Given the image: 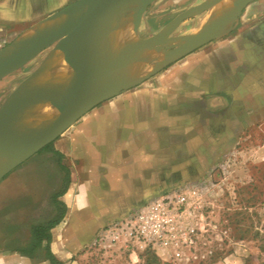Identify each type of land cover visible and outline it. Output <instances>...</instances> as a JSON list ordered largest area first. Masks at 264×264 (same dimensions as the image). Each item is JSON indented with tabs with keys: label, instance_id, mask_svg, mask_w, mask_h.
<instances>
[{
	"label": "crops",
	"instance_id": "obj_1",
	"mask_svg": "<svg viewBox=\"0 0 264 264\" xmlns=\"http://www.w3.org/2000/svg\"><path fill=\"white\" fill-rule=\"evenodd\" d=\"M22 2L0 4V64L5 54L33 42L23 37L42 23L38 0H26L30 6L21 8ZM106 21L105 27L113 23L94 30L86 45L92 54L103 45L101 51L115 55V72H121L122 80H103L100 88L115 94L85 113L49 149L68 178L53 193L62 189L57 201L65 213L50 230L49 245L63 264H90L103 228L162 192L201 181L209 166L236 148L252 118H264V0H181L165 23L156 27L143 16L137 30L132 11ZM49 55L45 50L0 80L2 86L39 59L4 102L28 81L38 87L36 79ZM95 67L102 76L105 64ZM122 72L128 74L126 80ZM31 169L27 166L19 174L27 190L17 214L11 215L13 221L18 215L28 229L57 214L53 206L52 216L44 219L48 212L42 208L44 184L55 179ZM58 173L53 174L58 178ZM1 243L0 264H55L45 255L46 241L32 255L7 247L9 241ZM120 248L113 251L137 260Z\"/></svg>",
	"mask_w": 264,
	"mask_h": 264
},
{
	"label": "rangeland",
	"instance_id": "obj_2",
	"mask_svg": "<svg viewBox=\"0 0 264 264\" xmlns=\"http://www.w3.org/2000/svg\"><path fill=\"white\" fill-rule=\"evenodd\" d=\"M75 1L38 0V8L43 9L41 21ZM4 2L9 4V0H0V4ZM25 2L21 8L25 7ZM180 4L181 0H157L148 7L144 18L157 27L165 23ZM29 6L28 3L26 7ZM7 39L10 37H2L4 41ZM38 61L28 63L0 86V107ZM252 123L236 148L225 151L217 163L209 166L205 177L194 183L205 198L207 226L198 241L194 258L181 264H264V118L260 122L252 118ZM58 159L52 151H40L23 163V167L18 166L0 180V242L9 241L7 247H23L31 240V229L23 226L25 223L18 215L15 221L11 218L12 212L19 210L23 201L21 197L27 190L19 174L28 166L32 168L30 173L41 170L50 175V179H55L52 183H45L43 189L42 208L48 212L44 219H49L52 207L56 206L53 193L65 179V171L59 169ZM58 171L57 178L53 173ZM28 179L29 186L31 179ZM31 201L29 199V203ZM89 261L90 264H172L146 252L141 253L138 260H131L124 253L96 244L91 249Z\"/></svg>",
	"mask_w": 264,
	"mask_h": 264
},
{
	"label": "water",
	"instance_id": "obj_3",
	"mask_svg": "<svg viewBox=\"0 0 264 264\" xmlns=\"http://www.w3.org/2000/svg\"><path fill=\"white\" fill-rule=\"evenodd\" d=\"M155 1L157 0H77L41 23L54 22L78 12L79 18L70 27H57L43 38L25 43L4 55L5 61L0 64V80L38 54L50 50V54L55 55L59 64L67 71L68 85L55 104L49 123L36 137L20 143H0V180L51 144L85 113L115 94L107 87L100 88V84L112 82L108 78L113 67L115 66V71L118 64L115 55L110 51L99 50L92 54L93 50L87 47L86 41L94 30L111 25L112 21L105 27L106 20L123 12L134 13V26L137 30L146 10ZM101 61L106 68L102 76H99V69H96L95 64L99 65ZM38 88L26 82L1 105L0 129L20 114L49 102L43 93L38 92Z\"/></svg>",
	"mask_w": 264,
	"mask_h": 264
},
{
	"label": "built area",
	"instance_id": "obj_4",
	"mask_svg": "<svg viewBox=\"0 0 264 264\" xmlns=\"http://www.w3.org/2000/svg\"><path fill=\"white\" fill-rule=\"evenodd\" d=\"M206 207L197 184L175 187L103 228L96 245L106 249L121 246L137 260L139 253L149 249L167 263L189 262L207 226Z\"/></svg>",
	"mask_w": 264,
	"mask_h": 264
},
{
	"label": "bare ground",
	"instance_id": "obj_5",
	"mask_svg": "<svg viewBox=\"0 0 264 264\" xmlns=\"http://www.w3.org/2000/svg\"><path fill=\"white\" fill-rule=\"evenodd\" d=\"M231 1V0H230ZM236 1V0H233ZM221 2V1H220ZM232 3V2H231ZM234 3V2H233ZM225 4V3H224ZM231 5V4H230ZM216 6V5H215ZM214 6V7H215ZM214 9V8H213ZM217 14V13H216ZM224 14V13H223ZM215 15V14H214ZM213 15V16H214ZM123 16V15H122ZM121 16V17H122ZM126 16V15H125ZM222 16V15H219ZM217 16V17H219ZM117 17V16H116ZM120 17V18H121ZM131 17V16H130ZM215 17V18H217ZM79 18V13L78 12H74L71 14H68L62 18L57 19L54 22H49V23H45V24H41V25H37L31 33H29V35L26 34V39H31L33 38L35 39H41L44 36H46L47 34H49L50 32H52L54 29H56L57 27H70L77 19ZM118 19V18H117ZM116 19V20H117ZM211 19V18H210ZM214 19V18H213ZM123 20V19H121ZM115 22V20H113ZM112 21V23H113ZM119 21V20H118ZM125 21V20H124ZM127 21V20H126ZM118 24V22H116ZM123 23V21H122ZM115 25V24H114ZM117 26V25H116ZM115 26V27H116ZM121 26V25H120ZM124 26V25H123ZM122 27V26H121ZM112 29V28H111ZM114 30H116L115 28H113ZM123 31V30H122ZM125 31V30H124ZM110 34V33H109ZM108 34V37H109ZM116 34V33H115ZM120 35V34H118ZM131 35V34H130ZM25 36V35H24ZM107 36V35H106ZM105 36V37H106ZM112 36V34H111ZM110 36V37H111ZM109 37V39H110ZM130 37V36H129ZM107 38V37H106ZM112 38V37H111ZM118 38V37H117ZM133 37L131 36V39ZM114 39V38H113ZM130 39V40H131ZM20 40V39H19ZM107 42L109 41L108 39H106ZM115 40V39H114ZM125 40V39H124ZM30 41V40H28ZM100 41L104 42V39H101ZM112 41V40H111ZM119 41V39H118ZM127 41V40H126ZM134 41V40H133ZM133 41L131 43H133ZM102 42V43H103ZM106 42V43H107ZM129 42V41H128ZM127 42L126 45H128L129 43ZM101 43V42H100ZM114 43V42H113ZM121 43V42H120ZM123 43V42H122ZM21 44V43H20ZM98 44V43H97ZM109 44V42H108ZM107 44V46H108ZM112 44V43H111ZM109 44V45H111ZM123 45V47H126L125 44H120ZM125 45V46H124ZM103 46V45H102ZM102 46H100V51L102 50ZM105 46V48L107 47ZM114 46V45H113ZM112 46V47H113ZM117 47V46H115ZM108 48V47H107ZM106 48V49H107ZM120 48V46H119ZM104 50V49H103ZM110 50V49H109ZM108 51V50H107ZM114 51V50H113ZM119 51V50H118ZM156 52V51H154ZM153 53V52H151ZM158 53V51H157ZM150 55V54H149ZM151 56V55H150ZM155 56V55H154ZM159 56V53L158 55ZM161 56V55H160ZM159 56V57H160ZM152 57V56H151ZM156 58V57H155ZM152 59V58H151ZM154 59V58H153ZM44 60V59H43ZM150 60V59H149ZM148 60V61H149ZM156 60V59H155ZM157 61V60H156ZM136 62V60H135ZM141 63L143 61H140ZM147 62V61H146ZM155 62V61H154ZM139 63V62H138ZM141 63H139V66L142 65ZM145 63V62H144ZM137 64V62L135 63ZM132 67L133 65L130 64ZM126 67V65H124ZM115 67V66H114ZM114 67H113V71L112 73L109 75L108 80H117L118 74H120L121 72H117L115 73L114 71ZM127 68V67H126ZM135 68V67H133ZM132 68V69H133ZM137 68V66H136ZM130 69V68H129ZM128 69V70H129ZM131 69V71H132ZM142 69V68H141ZM118 70H120L118 68ZM124 70V69H123ZM140 70V67H139ZM134 71L136 72V70L134 69ZM142 70H140L141 72ZM125 72V71H124ZM124 72H122L123 74V78L126 80V74L124 76ZM133 73V72H132ZM139 73V72H138ZM137 75V74H136ZM38 78L36 79L37 84L38 85V92L43 93L44 96L46 97V99L49 101L48 103L40 106L37 109H33V110H29L26 111L22 114H20L19 116L15 117L14 119H12L9 123L6 124L5 127H3L2 129H0V143H7V142H17L20 143L26 139H30V138H34L36 137L42 130L44 127L47 126V124L49 123V116L54 112L55 110V104L57 103L59 97L65 92L67 85H68V74L67 71L65 70V68H63L59 62L58 59L55 55H49L47 57L46 60H44V63L41 67V70L38 74ZM35 77V76H34ZM128 77V76H127ZM135 77V76H134ZM134 77H132L134 79ZM119 78V77H118ZM131 78V76H130ZM136 78V77H135ZM35 79V78H34ZM120 80H122V78H119ZM124 80V81H125ZM130 80L127 78V81ZM29 82V81H28ZM34 82V81H33ZM32 82V83H33ZM120 82V81H119ZM31 84V83H30ZM36 87V86H35Z\"/></svg>",
	"mask_w": 264,
	"mask_h": 264
},
{
	"label": "trees",
	"instance_id": "obj_6",
	"mask_svg": "<svg viewBox=\"0 0 264 264\" xmlns=\"http://www.w3.org/2000/svg\"><path fill=\"white\" fill-rule=\"evenodd\" d=\"M50 145L46 146L42 151H47L50 149ZM68 181V178L66 177L64 179V184L67 183ZM62 191V189L60 190V192ZM56 193L53 195V198H54V203L56 204V207H57V214L43 222V223H40L38 225H34L32 228H31V240L30 242L26 245V246H23V247H18L16 248L17 250H19L21 253L23 254H27V255H32L33 252L38 249L39 247L42 246V243L44 241H46V245L44 246L45 248V255L47 258L51 259V261H53L55 264H63L61 262H58L55 260V258L53 257V255L51 254L50 252V241H51V236H50V230L57 224L61 221V219L63 218V215L65 213V208H63L61 206V204L57 201V196L58 194L60 193ZM149 254H152L153 256L155 255L151 250L147 249L146 251H144Z\"/></svg>",
	"mask_w": 264,
	"mask_h": 264
}]
</instances>
